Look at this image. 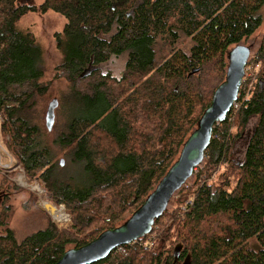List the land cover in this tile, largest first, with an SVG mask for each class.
Segmentation results:
<instances>
[{
	"label": "trees",
	"instance_id": "trees-1",
	"mask_svg": "<svg viewBox=\"0 0 264 264\" xmlns=\"http://www.w3.org/2000/svg\"><path fill=\"white\" fill-rule=\"evenodd\" d=\"M263 6L264 0H0V136L26 177L41 182L47 201L63 204L73 224L58 229L51 222L21 240L6 227L0 264H54L67 246L80 247L124 222L210 104L213 91L198 76L211 67L223 76L227 50L260 27ZM47 11L66 21L54 35L62 56L56 69L69 87L57 100L53 127L62 166L36 108L47 90L42 48L15 25L27 13ZM178 31L192 39L188 54L173 47ZM158 36L171 46L160 64ZM122 54L119 78L99 74L96 66ZM251 59L262 68L248 96L239 91L238 109L213 126L193 183L177 193L181 217L168 212L164 228L156 230L160 217L147 236L95 264H160L164 257L165 264H264V36ZM85 80L82 91L77 83ZM250 122L243 158L234 163L231 148ZM221 164L227 168L210 180ZM0 188L17 189L2 176ZM3 206L4 228L10 208Z\"/></svg>",
	"mask_w": 264,
	"mask_h": 264
},
{
	"label": "rangeland",
	"instance_id": "rangeland-1",
	"mask_svg": "<svg viewBox=\"0 0 264 264\" xmlns=\"http://www.w3.org/2000/svg\"><path fill=\"white\" fill-rule=\"evenodd\" d=\"M24 1L32 2L35 5H39L44 0H24ZM261 14L263 19L260 27L254 32L252 36H250L246 41L242 42V44L247 46L250 50V59H249L250 62L252 60L251 58L255 56L257 50H259L261 45V40L264 36V6L261 9ZM65 22L66 21L61 15L54 13L52 11H47L44 14L27 13L24 16H22L15 24L18 30L29 32L34 37L35 41L42 48L44 75L42 77L41 82L47 85V90L44 95L38 98L39 101L36 108L40 112V116H41L39 125L41 127L43 135L48 141L50 148H52L53 152L55 153L56 160L57 161L63 160V165L65 164L63 157L64 152L52 146V140L54 139V133H53L54 129L52 128L51 131L46 130L44 117L49 102L54 98L58 100L61 94L66 93L69 89L65 74L61 71H57L56 69L58 68L57 66L61 63L62 56L60 51L56 47V40L54 37L56 33L62 31ZM177 34H178L177 39L173 43V47L176 48L177 50H180L183 53L188 54L190 52L191 47L193 46L192 39L185 36L180 31H178ZM231 48L232 47H230L227 51H229ZM154 49L157 56L156 61L158 64H160L164 59H166V56L168 57V54L170 53L171 50V46L166 43L165 38H163L162 36H158L156 37L155 40ZM125 60H126V54H122L119 57H111L108 61L96 66V68L98 69L99 74L105 75L109 73L111 74L112 77L119 78L122 72L124 71ZM249 61H248L249 67L247 71L245 69L246 77L244 78L249 80V82L251 83L247 82L246 79L243 80V82L246 81L245 88L251 90V88L253 87L251 86V84L253 83V81H255V77L258 74V71L261 70L262 66H260L259 69L258 64H255L253 62L250 63ZM212 68L213 67L206 69V71L204 70L197 78L199 82L204 83L206 85L207 87L206 90L207 91L210 90V92L211 90L212 91L215 90V88L224 80V76H225V71L222 77L220 76V74H217L216 72L214 73L210 72ZM209 75H214L215 77H210ZM83 82L82 81L78 82L77 86L80 90L85 91L87 87L86 84L87 81L85 80ZM57 108L55 109V119H54L53 127L58 126L57 123L59 121V114ZM253 123L254 122H250L249 126L245 130V136L243 135L241 138L237 139L233 147L231 148L230 157H232L234 163L240 162L243 158V151L247 143L246 134H248L251 131L253 127ZM0 146L2 148L0 152V157L2 156L1 159L3 160V162L6 163L8 162V157L10 156V154L6 151L4 141L1 136H0ZM226 168H227L226 164H221L220 166H218L214 174H212L210 180H215L218 174L221 173V171L224 172V169ZM0 176L6 178L7 181L11 183L10 178H12L14 174L0 173ZM25 178L28 182L31 181L39 182L36 179H28L26 175ZM193 180H194V173L192 177L186 182V184H192ZM17 189L0 188V210L3 205L4 206L6 205L10 208L7 214V218L5 220L6 225L4 226V228L2 227V225H0V234L7 227L13 231L14 236L16 237L17 240H21L24 237L36 231L44 229L48 223L52 222L49 213L42 208L41 203L46 202L50 205H56V204L48 202L45 193H43L40 198L32 194L28 189H22L19 188L18 186ZM177 193L170 200L166 212L162 216L163 219H161L159 224L156 225V230L162 227L164 228L167 224L171 222L169 221L168 218L169 217L167 214L168 212L174 211V214L178 216L180 215L179 211L181 210L176 209L178 208ZM121 223L122 222H120L118 225H120ZM151 236L155 238V233H152ZM160 246L161 244L158 245V248H160ZM66 248L70 249L73 248V246L69 245ZM165 258L166 257L161 259L160 264H165L164 263Z\"/></svg>",
	"mask_w": 264,
	"mask_h": 264
},
{
	"label": "water",
	"instance_id": "water-1",
	"mask_svg": "<svg viewBox=\"0 0 264 264\" xmlns=\"http://www.w3.org/2000/svg\"><path fill=\"white\" fill-rule=\"evenodd\" d=\"M249 59L250 50L242 43L227 51L224 80L213 91L210 104L182 144L176 160L142 204L120 225L104 230L80 247L67 249L54 264H95L104 260L116 248L133 243L151 232L172 197L185 186L202 162L210 144L213 126L225 120L237 101ZM197 72L198 69L191 70L189 76ZM57 106L55 98L47 106L44 117L47 131L53 128ZM59 163L62 166L63 160Z\"/></svg>",
	"mask_w": 264,
	"mask_h": 264
},
{
	"label": "built area",
	"instance_id": "built-area-1",
	"mask_svg": "<svg viewBox=\"0 0 264 264\" xmlns=\"http://www.w3.org/2000/svg\"><path fill=\"white\" fill-rule=\"evenodd\" d=\"M248 67H249V65L247 64L245 67L246 71L248 70ZM245 77H246V75H245ZM245 79L246 78H244L243 80H245ZM246 81H247V79H246ZM245 82H242L240 90H242V92L245 94V97H246L249 94V89L245 88ZM232 109L233 110L238 109L237 101L234 103ZM0 122H1V116H0ZM1 150H2V148L0 146V152H1ZM1 158H2V156L0 157V173H2V174L3 173H13L14 176L12 178H10V181L16 187L18 186L19 188H22V189H28L32 194L41 198V195L44 193V189H43V187H41L43 185L37 181L36 182L35 181L28 182L25 178V173H24L22 167L16 163L15 159L11 156V154L8 157V162H6V163L3 162V160ZM47 205L50 206V209L47 208ZM41 206L44 210H46L49 213V216L52 219V222L55 224V226L58 229H66V228L72 227L73 224H72L71 217L67 213L65 206L63 204L50 205V204L45 202V203H41ZM120 248L121 247H118L115 250H118Z\"/></svg>",
	"mask_w": 264,
	"mask_h": 264
},
{
	"label": "bare ground",
	"instance_id": "bare-ground-1",
	"mask_svg": "<svg viewBox=\"0 0 264 264\" xmlns=\"http://www.w3.org/2000/svg\"><path fill=\"white\" fill-rule=\"evenodd\" d=\"M47 208L50 209V206L47 205Z\"/></svg>",
	"mask_w": 264,
	"mask_h": 264
}]
</instances>
